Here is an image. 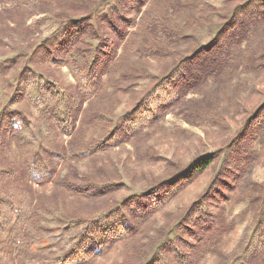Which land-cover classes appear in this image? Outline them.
I'll return each instance as SVG.
<instances>
[{"label":"rangeland","instance_id":"374dc122","mask_svg":"<svg viewBox=\"0 0 264 264\" xmlns=\"http://www.w3.org/2000/svg\"><path fill=\"white\" fill-rule=\"evenodd\" d=\"M25 1L0 0V173L18 172L0 178V193L21 190L20 197L32 203L36 242L26 250L27 226L10 236L0 232V264H154L163 247L187 244L193 245L191 257L184 249L181 254L191 264L244 258L264 221V143L252 144L254 161L248 165L235 142L241 144L248 119L264 104V20L231 70L168 103L174 63L208 47L239 17L245 0H133L115 22L117 30L101 18L111 16L117 0H35L32 7L22 6ZM146 19L180 36L177 44L150 40L137 27ZM86 67L92 72L86 74ZM75 71L91 76L92 91L82 92ZM134 71L141 79L125 81ZM62 90L80 101L72 136L59 131L61 119L52 105ZM144 102L139 112L148 103L158 107L150 124L135 137L121 135V141L105 145L114 127ZM47 149L60 155L52 157ZM208 157L213 164L184 183L190 165ZM245 168L246 178L239 174ZM175 179L177 193L137 221L133 209L142 206H132V199ZM197 204L202 208L197 227L181 230L187 210ZM122 210L136 228L119 239L112 222ZM250 262L264 264V247Z\"/></svg>","mask_w":264,"mask_h":264},{"label":"trees","instance_id":"16d2710c","mask_svg":"<svg viewBox=\"0 0 264 264\" xmlns=\"http://www.w3.org/2000/svg\"><path fill=\"white\" fill-rule=\"evenodd\" d=\"M34 1L35 0H26L25 3L22 4V6L32 7ZM134 2L135 1L133 0H117L116 7L112 6L111 16H101L102 19L104 18V20H108V27H111L110 30L119 29L115 22H118L120 20V17L123 16V9L133 4ZM244 2L245 4L238 15L239 17H234L233 21L223 26L221 31L218 33L217 38L208 47L202 48L199 51H197V49L193 50L190 54V58H186L185 60H183V58L178 62L174 63L172 69L169 71V84L172 83V85L174 86V90L172 93V99L171 101H168V103H172V101L182 99L185 95L189 93L194 94L201 91L209 84L210 81H215L219 79L220 77L224 76L227 71L233 68L235 60L240 57V48L249 43L251 32L258 27L260 22L264 20V0H245ZM135 9H138L137 5L135 6ZM252 10L254 11V14L250 12ZM149 19H146V22L144 24L143 22L137 24V27L142 28L143 32L146 31V34H148L147 36L150 38V40H152L155 44L163 43L169 47L177 44L180 36H177L176 33L167 31V28L162 24L161 21H158L156 19ZM74 20L75 19H70L71 22ZM129 27L131 26H127V29ZM97 29L98 31L100 30L99 26H97ZM73 49L75 50V47ZM253 61L254 63H257L258 61H260V58H255V60L253 59ZM84 70L86 74L87 72H92L91 68L89 67H86ZM78 74L80 73L76 71L73 72V77L81 84V86L79 85V87L81 88L82 92L86 94V92H89L90 90L92 91L93 87L91 85L92 82L90 80L91 76L88 78L87 75L84 74L80 77ZM135 75V71L134 74L131 76L126 75L125 81L131 79L137 81L141 79ZM121 86L122 84L114 90L119 91ZM168 90L171 91V88ZM57 95H59V97H54L52 99V105L54 106V111L55 109L58 110V115L61 119L58 121V124L61 125L60 128L58 126L59 131L62 134H69L72 136L76 131V128L74 127L75 123L73 118L74 110L76 106L79 105L80 101L78 99H75V101H73L76 95H74V97H69L63 90L61 93L58 92ZM43 98L44 96L40 93L39 100H42ZM145 102L140 103L137 108L133 110L132 117L123 120V123L114 127V131L112 132V134H110L106 138L104 143L105 145H111L110 142L115 138H117L115 141H121L124 138V136L121 135L126 134L127 137H135L141 132V126L143 124H150L151 116L155 115L156 111H158V107H156L155 104L148 103L146 104L148 106L147 109L143 112H139L141 106H144ZM139 106L140 108H138ZM144 113L146 114V116L143 115ZM11 123L12 121L10 122V126ZM84 124L85 122L83 120V123H80L81 128H83ZM117 130L120 133L119 135ZM4 134L6 135L5 131ZM239 141L241 142V144H237L238 141L235 142L236 145H239L238 153L242 152V154L247 156V162L249 163L248 165H251L250 162L254 161L250 154V152L252 151V144L257 143L258 145H261V143H264V104L260 107L259 110H257V113H255L248 119L245 129L240 133ZM232 147H234V144L230 146V148ZM230 148L228 149V156L229 154L231 155L232 149ZM47 150L50 152L51 156L53 155L52 157L60 155V151L58 150ZM239 161V159H236V166L238 165ZM211 164H213L212 157L202 158L192 163L190 165L188 173L182 176L184 183H189L194 176L198 174H203ZM43 169V166H41L40 171H44ZM248 172L249 170L245 168L242 169L241 173L239 174H241V176H245L246 178ZM17 174V169H14L10 172L2 171L0 173V178L1 180L12 179L16 177ZM162 183L163 184H161L160 186H156L152 188L149 192H146V194L132 199V206L141 205L146 209L142 210V207L137 206L133 209L134 213L137 216V221H141V217L143 215L153 213L155 212V210L161 207V202H164L166 199L170 198L172 194L177 193V190L179 189L180 185L179 179ZM21 194V190H15L13 191V193H6L4 190L1 191L0 232L6 233L10 236L11 233H16L17 231L21 230L24 226H27L25 228V232L27 233L23 238L22 243H24V246L28 251V246H31L34 242H36L34 240V231L32 223L33 221L31 220V217H34V213L31 206L32 203L29 202L26 198L22 199V197H20ZM201 209L202 208H200L197 204L195 205V208L193 210H187V214L185 217L188 222L181 223L180 229L185 232L194 231L201 219ZM196 217H198V221L195 222V225L192 228L191 226H189V222L196 219ZM217 220L218 217L215 216L214 223H216ZM29 221H31L32 223L30 226H28ZM122 221H125L126 224H124V227L126 228L123 227ZM11 222L12 226H9ZM112 225H115L116 231H118L119 233V235L115 236L119 239L122 238V235H124V237L128 235L129 237L131 229L136 228L135 223L128 218L126 212L123 210L120 220L116 219L114 222H112ZM204 225L208 226L207 223ZM103 231L106 232L105 229ZM108 233L112 237L115 232L112 230ZM15 238L16 236L13 237V244L17 242ZM186 246L188 247L185 248L184 246L182 247L180 245H174V247H163L160 255L156 257V261L154 264H191L192 260H189V262L183 261L181 249H184L188 253V256L191 257L192 254L190 252V247H193V245L187 244ZM252 246L255 247V249L253 248V250L250 251ZM262 247H264V221L259 225L255 234H253L251 241L248 244V249L243 254L244 258H238L234 261L233 264H247L246 260L249 261L248 264H251L250 261L254 260L256 255L262 249Z\"/></svg>","mask_w":264,"mask_h":264}]
</instances>
